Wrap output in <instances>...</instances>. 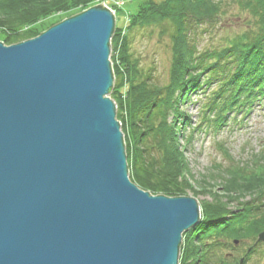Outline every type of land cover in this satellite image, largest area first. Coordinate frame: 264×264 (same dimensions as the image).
<instances>
[{"label":"water","instance_id":"water-1","mask_svg":"<svg viewBox=\"0 0 264 264\" xmlns=\"http://www.w3.org/2000/svg\"><path fill=\"white\" fill-rule=\"evenodd\" d=\"M113 33L101 3L0 42V264H178L200 222L194 198L129 179L109 98Z\"/></svg>","mask_w":264,"mask_h":264},{"label":"trees","instance_id":"trees-1","mask_svg":"<svg viewBox=\"0 0 264 264\" xmlns=\"http://www.w3.org/2000/svg\"><path fill=\"white\" fill-rule=\"evenodd\" d=\"M92 1L0 0V41L13 45L32 39L43 30L47 19L71 17L91 7ZM230 5L245 15L246 22L241 32L214 44L211 35L224 15L222 8ZM125 29L120 40V30L116 29L110 41L111 50L119 44L118 65H113L115 87L110 97L121 103L118 93L122 70L128 76L126 94L123 105L116 109V117L125 123L121 132L131 179L152 195L183 196L191 185L186 179L185 159L178 149L181 133L176 124L183 126L187 122L178 110L180 104L187 99V92L200 91L204 95L202 119L195 130L215 131L230 113L247 109L257 95H263L264 0H146L129 16ZM142 30L156 32L168 40L169 79L163 88L138 69L131 53L133 36ZM209 34L210 43L200 45ZM121 108L126 111L125 120L119 113ZM195 130L191 132L194 134ZM229 169L228 174L243 178L248 175L244 169ZM261 176L253 175L245 184L253 186L258 181V190H264ZM258 195L259 198L244 203L236 214L222 203V196L213 197L210 204L202 202L200 222L182 236L179 264H245L250 260L260 245L255 244L256 237L264 231V191ZM234 241L251 243L249 248L253 250L244 255L242 263L232 255L219 254L226 249L235 251L231 244Z\"/></svg>","mask_w":264,"mask_h":264},{"label":"rangeland","instance_id":"rangeland-1","mask_svg":"<svg viewBox=\"0 0 264 264\" xmlns=\"http://www.w3.org/2000/svg\"><path fill=\"white\" fill-rule=\"evenodd\" d=\"M121 1H123L122 7L118 0H93L91 3V7L102 3L114 12L115 27L120 30L118 32L120 35L119 40L125 34V27L129 23V16L135 14L140 5L146 2V0ZM227 1L228 0H223V3H227ZM234 8L231 5L222 8L224 15L220 17V21L211 35L214 37V44L221 43V39H224L226 36L242 31L243 25L246 22L245 15L237 13ZM64 16L59 15L57 18L51 17L44 21L43 30L41 32L69 18ZM37 36H39V34ZM210 39V34L203 37L202 41L200 40V45H207L210 43ZM1 43L5 45L3 42ZM5 46L9 47L11 45ZM131 53L138 62V69L149 74L153 81L160 84L161 88L168 83V70L171 56L168 49V40L165 37L160 38L156 35V32L151 33L149 30L139 31L133 36ZM118 54L119 44L114 50H111L110 47L109 60L111 62L112 57V67L113 65H118ZM119 71L122 75L120 76L122 85L119 91L120 93L118 94L123 105L126 94L125 86L127 85L125 81H127L128 76L125 77L122 70ZM262 85V96L257 95L255 101L249 106L247 105L248 107H245L247 109H241L238 113H230L226 121L215 131L195 130L202 119V109H200V106L203 104L204 95H202L200 91L187 92V94H185L187 99H184L180 104V109L178 110L182 113V117H184L187 122H182L184 124L183 126H180V123L176 124L177 130L181 133L178 141V149L185 159L188 173L186 179L191 185V188L184 190L183 196L179 197L194 198L200 207V217L202 214V202L210 204L212 203L213 197L222 196L220 199L222 203L226 205V208L230 212L236 214L244 203L257 198V196L259 198L260 195H258V192L261 193L264 191L263 188L258 190L261 186L259 187V185H256L261 182L257 181L253 186L245 184L249 182V177L257 174L262 175L260 178L264 180V82ZM114 87L115 78L113 81V88ZM115 90H118V88ZM109 98L111 99L110 95ZM121 103L120 101L119 104L118 102H114L115 105L117 104L116 107H118V109H120ZM119 113L123 120H125V109L121 108V112ZM120 122L122 128L125 129V123H122V121ZM192 130H195L194 134L191 132ZM124 132L126 133L125 130ZM229 167L233 172L244 169V173L248 175L243 178L236 176V174H228L227 172L230 170ZM128 169L129 179L133 182L129 165ZM231 177H234V179L231 180ZM250 179L251 178H249V180ZM234 242L231 244L234 246L235 251L226 249L221 250V252L219 251V254L227 257L232 255L242 263L245 259L244 255L253 250L249 248L251 243L244 242V244H238L235 242L236 245H234ZM182 243L183 241L181 244ZM253 247H256V245H253ZM256 251V253L249 257L250 260H247L245 264H264V244L260 243Z\"/></svg>","mask_w":264,"mask_h":264},{"label":"bare ground","instance_id":"bare-ground-1","mask_svg":"<svg viewBox=\"0 0 264 264\" xmlns=\"http://www.w3.org/2000/svg\"><path fill=\"white\" fill-rule=\"evenodd\" d=\"M118 2H119V4H121V7L123 6V1H121V0H118ZM108 8V7H107ZM109 9V8H108ZM113 12V11H112ZM113 15H114V12H113ZM115 30H116V27H115V17H114V32H115ZM114 34V33H113ZM113 36V35H112ZM112 38V37H111ZM110 41H111V39H110ZM111 47V46H110ZM111 64H112V62H111ZM112 70H113V67H112ZM114 103V102H113ZM115 107H116V105H115ZM116 109H117V107H116ZM117 112V111H116ZM116 121L119 123V125H120V128H121V124H120V121L117 119V117H116ZM124 147H125V144H124ZM127 160V159H126ZM128 165V164H127Z\"/></svg>","mask_w":264,"mask_h":264}]
</instances>
